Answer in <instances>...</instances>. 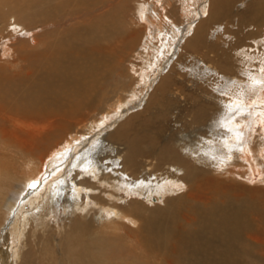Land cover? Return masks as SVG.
Returning a JSON list of instances; mask_svg holds the SVG:
<instances>
[{
	"label": "bare ground",
	"instance_id": "bare-ground-1",
	"mask_svg": "<svg viewBox=\"0 0 264 264\" xmlns=\"http://www.w3.org/2000/svg\"><path fill=\"white\" fill-rule=\"evenodd\" d=\"M75 1L37 0L36 6L34 1V6L29 5L25 12L10 5L7 11L0 12L1 22L7 21L6 27H0V42L5 36L11 40L10 47L5 46L0 57L18 66L0 78V123L8 120L17 129L1 134L0 156H6L5 151L17 152L27 161L38 160L39 172L44 169L43 177L41 173L28 177L24 172L25 161L19 174L13 156L7 155L10 160L0 159V264H264L263 254L244 250L238 243L246 229L245 223L252 218L245 215L243 205H238L243 217L241 213L233 214L224 201V196H230L226 192L229 186H222L217 178L210 177L202 169L212 166L211 162L218 155L225 156L224 152L230 156L234 152L243 155L233 173L242 176L246 173L244 164L248 168L251 166L247 143L254 119H259L264 112V71L259 73L257 63L254 64L260 59L264 65V26L251 38V44L235 49L239 61L246 66L241 71L243 79L220 71L219 68L225 69L228 64L218 68L196 52L206 40V32L211 33L208 37L214 40L224 30L221 22L205 30L209 20L229 17L235 20L234 16L243 11L254 19L261 18L264 0H237L233 6L232 0H200L193 7L194 11L191 6L197 0H184L185 5H173L175 0H137L138 17L148 31L140 35L133 32L131 38L135 43L139 36L140 44L144 37L136 50L138 59L143 60L142 80L146 93L136 96L134 92L138 98L130 109L135 112L130 113L125 108L118 117L112 118L107 131L96 130V134L85 135L81 142L76 133L92 126L86 125L84 114L90 112L93 118L108 117L105 104L114 99L120 101L124 91L113 86L119 77L115 64L121 62L125 54L113 51L109 43L116 38L125 39L116 9L94 16L98 24L94 23L93 27L99 26L101 30L90 33L85 41L84 37L78 43L71 39L69 51L61 52L58 44L53 50L52 44L48 51L37 55L31 53L27 45L29 42L33 46L39 44V34H33L37 25L31 22L36 7L43 6V13L53 17L54 9L61 4L72 6ZM87 1L84 0V4ZM7 2L0 0L1 5ZM167 6H171L170 9ZM163 9L167 15L162 14ZM185 9H189L192 19L189 18L185 25L175 23L176 11ZM11 17L12 24L8 21ZM43 21L49 22L51 18L45 17ZM236 21L240 18L236 17ZM8 26L13 27L4 35ZM241 28L247 33L254 29L251 24ZM159 36L164 40L156 44L154 40ZM180 48L188 52L192 60L187 61L188 57L178 59V68L191 72L203 84L214 81L210 84V92L192 80L183 79L178 68L174 77L173 72L169 73L167 68L173 58L178 57ZM256 51L260 55H256ZM142 52L152 57H144ZM165 54V65H160ZM197 65L203 69L198 71ZM254 65L255 71L251 70ZM0 69L4 70L2 66ZM154 80L153 88H149ZM116 107L114 105V109ZM144 112L149 113L142 116ZM161 118L165 121L163 129ZM64 134L69 137L62 138ZM53 136L57 138L50 140ZM53 142L56 145L50 149ZM78 144L83 147L72 161V151ZM54 149L58 150L54 152ZM49 151L53 154L45 161ZM169 164L173 171L181 172L179 180L172 174L175 180L172 176L152 174ZM79 166L80 169H76ZM64 167L69 169L63 171ZM107 173L112 177L107 181L121 193L120 196L114 194L120 202L109 204L107 199L113 193L108 189L107 199L96 195L92 192L94 186L87 182L106 177ZM252 174L253 178L249 177L255 182H264V176L258 177L254 171ZM55 176L58 178L53 183L52 199L56 204L65 202L69 216L62 233L51 231L52 225L45 226L48 230H38L41 219H49L47 215L53 212V206L52 190L42 197L41 187L36 185L44 180L46 187ZM31 178L35 181H26ZM59 183L63 189L58 187ZM180 186H184L183 189ZM171 188L182 189V192L166 196ZM220 189L223 190L220 192ZM136 191L145 192L146 199L156 194L158 199L153 200L158 203H146V206L144 198L130 195ZM163 194L166 197L163 198ZM37 197L44 200L42 208L29 211L22 220L19 208L24 205L34 208L36 205L32 204ZM200 197L209 199L212 206L200 210ZM93 201L102 208L96 209ZM144 206L151 209L147 211ZM249 210L258 215L255 208L249 207ZM39 211L42 212L37 217L39 222L28 227V221ZM103 213L108 223L104 222ZM132 216L140 218L137 229L132 227L135 224ZM20 220L24 221L21 226ZM249 225L252 226V222ZM30 229L41 233L32 237Z\"/></svg>",
	"mask_w": 264,
	"mask_h": 264
},
{
	"label": "rangeland",
	"instance_id": "rangeland-1",
	"mask_svg": "<svg viewBox=\"0 0 264 264\" xmlns=\"http://www.w3.org/2000/svg\"><path fill=\"white\" fill-rule=\"evenodd\" d=\"M7 1H9V2H7ZM34 1H35V6H36L37 0H6L7 3H5V5L0 4V12L1 11H4V12L7 11L8 5L16 7L17 10H19L21 12H25L26 11L25 9L29 8V5L34 6V4H33ZM235 1H237V0H232V2H231L232 6L234 5ZM255 1H258V0H255ZM197 2L199 3L201 1L197 0L196 4H192V6H191L192 11H194L193 7H195V5L197 6V4H198ZM175 4L176 5L177 4L185 5V2H184V0H175L173 5H175ZM171 6H167V7H169L168 9H170ZM113 8L116 9V12H117L116 16H117L118 22L120 24L119 27L122 30L121 32L123 33V35L125 34V39H121V38L119 39V38L115 37L117 39V40L115 39L116 41L114 40L115 42L114 41L109 42V43H111L110 46L112 45V47H113V51L115 50V51L120 52V53H121V51H123V54L125 53L123 55L124 57L122 59H120L121 62H118L117 65L115 64V67H116L115 72L118 74L119 77L113 86H114V88H115V86H116V88H121L124 91H122V93L120 95L121 96L120 101H118L117 99H114L111 102L105 104L106 105L105 110H106V112H109V115L106 118H102L101 115H98V116L93 118V116H91L93 114H91L90 112H87V110L85 112L83 111L84 113L87 112L86 113L87 115L84 114V118H86V125L90 124L92 126L86 127V128L83 127L81 132H78V134L76 133L75 136H77L78 141H80L81 139H84L85 135H87V137L93 136L94 134H96L95 133L96 130L107 131V129H108L107 125H110L111 122L115 119V117H118L120 115V113L124 111L125 108H127L130 113L135 112L134 110L130 109L131 105L135 104L133 101H135V98H138L136 96L141 95L140 93H142L143 95L146 93V85H145V82L142 80V75H143V73H142V70H143L142 61L143 60L141 61V59H138V55H137V50H138L139 46L141 45V42L143 41L144 37L142 38V41L140 42V44H139V36L136 38L135 43L132 41V38H131V35L133 34V32L138 33L140 35V34H145L144 32L148 31L147 27H145V25L142 24L143 22H141V20L138 17L139 16L138 15L139 10H137V0H94V1L89 0V1H87V4H84V0H76L75 4H73L72 6H70V5L66 6L64 4H61L60 7L54 9V11L51 13L53 15V17L47 16L45 13H43V11H42L44 9L43 6L40 8L36 7V9L34 11L33 19L31 20V22L34 23V25H37V28H34L35 30H34L33 34H39L40 35V36L39 35L37 36V40H38L39 44H37L36 46H33L32 43H30V42L27 44L28 47L31 49V53L35 52L37 55H39L42 52H44L46 49H47L46 51H48L49 45H52V44L54 47L53 50L56 49V44H58V45H60L59 50L61 52H65L66 50L69 51V42L68 41H70L71 39L74 40L75 43H78L79 40L82 39L83 37H84V41L88 40V35L90 33H92V32L98 33L101 29L99 26H97L96 28L93 27V26H95L94 23L98 24L97 20L94 19L95 18L94 16H97L98 14H100L103 11L107 12L109 10H112ZM98 9H100V10H98ZM166 12H167L166 9L162 10V14L167 15L168 13H166ZM187 16H189V17H187ZM193 16H196V14H194ZM45 17L51 18V21H49V22L43 21V20H45ZM234 17H235V20L230 18V17L224 18V20L221 18H218L219 20L218 19L209 20L205 30L209 31V29H213L212 27L214 26V23H216L215 25H217L220 22H221L220 24L224 28V30H222L221 33H219V35L214 40L209 39L211 33L207 34V32H206V36H205L206 40L203 42L204 45L202 44V46L200 48H198L196 50V52H198V55H200L204 60H207L208 62L213 63L218 68L221 64L224 67L228 64L225 67V69L219 68L220 71H222L223 73H226L229 76L236 75L238 78L243 79L245 76H243V73L241 71H242V69H243L242 67L244 65L239 61V57L236 55L237 50H235V49L240 48L241 45L252 43L251 38L255 37L254 35H258L259 34L258 31L264 26V23H263L264 22V16H261V18L256 17L254 19L248 15V12L243 11V12H241V14L239 16L235 15ZM236 17L240 18V21H236ZM189 18L192 19V16H190L189 9H185V10H183V12L176 11V16H174L173 20L175 23H179V22L181 23L182 22L184 24H181V25H185V22L187 20H190ZM33 20H34V22H33ZM194 20H196V17L194 18ZM8 21H9V23L11 22V24H12L13 23L12 17L9 18ZM166 21H168V20H166ZM6 22L2 23L0 20V27H6ZM167 24L168 23L166 22V25ZM248 24L253 25V28H254L253 31L254 32L251 31L252 33L251 32L247 33L246 30L241 28V26H246ZM12 27L8 26V28L4 31V35H7L6 31ZM256 28H257V30H255ZM256 32H258V34ZM190 35H191V33H190ZM26 37L29 39V35ZM162 37L159 36L158 38H155L154 42L157 40L155 43L159 44L160 40H164V39H162ZM6 38H8V37L5 36L3 38V40H1V42H0V54L5 49V46L9 45V47H10L11 40H7ZM67 42H68V44H67ZM120 42L124 46L122 44H119ZM106 43H105V45H106ZM138 44H139V46H138ZM167 48H168V46L166 47V49ZM178 50H179L177 53L178 57L176 55L173 58L172 63L169 64L170 66H168V68H167L169 73L173 72L172 77H174V73L176 72V69L178 68V65H179V62L177 61L178 59H184L185 57H188L187 61L192 60V58L190 59L188 52H186V51L183 52V49H181V48ZM142 54L144 57H149V58L152 57V54L148 55V56H145L143 52H142ZM132 55H133V57H132ZM256 55H260V54H258V52L256 51ZM134 56H135V58H134ZM166 56H167V54H165L164 57H161V59L159 61L160 65H162V63H164V61L166 60ZM1 58L2 57H0V61H1L0 66H2L5 71L4 70L2 71L0 69V78L5 76L4 75V74H6L5 72L11 73L14 69L18 68L17 64H14V63L11 64V61L7 62L5 59H1ZM169 58H172V57L169 56ZM134 61H136V62H134ZM261 62L262 61L260 59L258 61H256V60L254 61V64L257 63L256 64L257 65V71L259 73L264 71V67H262L264 65L261 64ZM206 64L208 65V63H206ZM163 65H165V63ZM256 65L252 66L251 68H253V69H251V70L255 71L254 69H255ZM13 66H15V67H13ZM119 66H120V68H119ZM245 67L246 66H244V68ZM197 68H198V71H201V69H203L199 65H197ZM177 72H179L181 77L183 76L182 77L183 79L189 80V81L192 80V81H194V83H197L200 88H208V89H206L207 92H210V89H209V88H211L210 84L214 83V81H211V82L209 81L208 83L203 84L202 81L196 79L193 75H191V72H189V71L183 72L179 68H178ZM191 76H193V77H191ZM0 81H1V79H0ZM155 82H156V80H154L152 82V84L149 85V88H153V85H154L153 83H155ZM173 86H176V85H173ZM178 88H180V87H178ZM213 88H215V86H213ZM134 92H136L135 93L136 96H135ZM230 98H231V96L228 99H230ZM114 105L117 106L115 109H114ZM114 112H116L117 114ZM148 113L144 112L142 114V116L148 115ZM96 118H98L97 121L94 120ZM112 118H114V119L112 120ZM161 119H162L161 125H162V129H163L165 121H163L164 118H161ZM193 123L194 122H192V124ZM240 123H242V127H244L245 124H243V121H240ZM154 126H157V125L154 124ZM2 129H5V130H2ZM16 130L17 129H15L13 127V123H11L8 120H5L3 124L0 123V141L2 140L1 136L4 134V132L7 131L8 133H12ZM250 133L251 134H250V137H249V140L247 143L248 147H247V150L246 149L245 150L250 155L248 162L250 160L249 164L251 166L248 168L246 166V164H244L243 167L246 169L245 174H242V176H241L239 173H233V171H236L238 169V165H240V161H241L240 158L243 156L239 152H234V154H232L231 156L228 155V153L224 152L225 156H223L221 154L218 155V158L215 157L216 160L211 162L213 164L212 166H204V167H202V169L205 170L206 173L208 172L207 174L210 177L217 178L219 180V183L222 184V186H224V185L229 186V188L226 189V192H229L230 196L229 197L224 196V198H225L224 201H225V204H228V208H231L233 214L236 215V214L241 213V215L243 217V212L238 207V205H243L244 208L243 207L242 208L244 209L245 215H249L248 218H250V217L252 218V221H251L252 226L249 225V224H251V222L247 220V222L245 223L246 229H244L242 234H241L242 240H241V242L238 241V243L244 248V250H250V251L251 250H254V251L257 250L256 252H258L259 254H263V256H264V182L263 181L259 182V180H258L259 179L258 177L264 176V167L262 166V164L264 162V112L261 113V117L259 119H258V117H257V119H254V124H253L252 130ZM59 134H61V133H59ZM65 136L69 137V134H64L62 136V138ZM54 138L56 139L57 136L56 137L53 136L52 138H50V140H53ZM55 145H56V142H53L50 149L55 147ZM82 147H83L82 145L78 144L76 146V148L72 151V153H73L72 161L75 159V157H76L75 155H77V154H79V152H81L80 148H82ZM56 150H58V149H54L53 151L56 152ZM246 151H243V153H246ZM0 152H2V151H0ZM4 153L6 156L11 155L14 157L13 160L16 163L15 165L18 168L17 172L19 174L23 170L22 165L25 161L26 166H25L24 172L27 174L26 176L30 177L29 176V174H30V175H33V177H34L35 175H38L41 173V175L43 177L44 169H43V171L39 172L40 165H39L38 160L27 161L25 158H22L21 154H17V152L8 153L7 151H5ZM52 154L53 153L50 152L48 154V156L45 157V161L47 159L51 158ZM6 156H4V157L0 156V159H4V160H10L11 159L8 156L7 157ZM43 167H44V165H43ZM170 167H171V169H170ZM68 169H69V167H64L63 171H66ZM76 169H80V166L77 167ZM173 170L174 169L172 168V165L171 166H170V164L167 166L163 165V167L160 169L159 172L157 171V172L152 173V174L154 175V174L158 173L162 177L163 176H169L170 177L173 175L175 178L178 179V177L181 176V172L178 173V172L173 171ZM252 171H254L255 174L258 176L257 177L258 182H255V179L254 180L252 179L253 178ZM107 175L108 176H106V177H103L100 179H94V180L87 181V182L94 186L93 187L94 190H92V192H94V194H96V195H101L103 197H105V196L107 197V195H105V194H107V190L109 189L113 193L112 196L108 197L109 199H107L105 197L108 200L109 204H112L111 202H114V201L120 202L121 200H119V197H115L114 194H117L120 196L121 193H119L115 188H113L110 185V183L107 181V178H112V177L108 173H107ZM249 175L252 178L249 177ZM173 176H172V178H173V180H175V178ZM53 178L51 179L50 183L47 184L46 187H45L46 184H44V180L42 182H38V185H36L37 187H41L40 188V191H41L40 194H42V197H45L47 195V193L50 192V191L48 192V190H50V189L54 190L53 183L56 182L55 180L58 178V176H55ZM26 181L27 182L28 181L33 182V181H35V179L31 178L30 180H26ZM235 186L238 188H235ZM58 187L60 189L61 188L63 189V186L60 185V183L58 184ZM180 187L183 189L184 186L183 187L180 186ZM240 187L243 189V191L240 189ZM182 189L177 190L176 188H171L170 190H168V192L165 193V195L169 196V195H172L175 193H179L180 191L182 192ZM53 190L50 192V199H51V204L53 206L52 207L53 212L47 211L48 212L47 216L49 219H45V220L41 219L42 222H40V224H38V226H39L38 230H40L41 228L48 230V226H47V228H45V226L46 225H52V227L50 228V229H52L51 231L57 230L58 232L62 233L64 225H65V223H67L66 222L67 219H69L68 210H67V206H65V202L64 203L59 202L57 204L55 203V201L52 199ZM222 190L223 189H220L219 191L221 192ZM68 191H69V189H68ZM202 194L206 195L204 193H202ZM240 194H242L243 198L240 197ZM130 195H136V196L140 197L141 199L144 198L146 200V201H144V203L145 204L147 203L148 205L158 203V200H153V198L158 199L156 194L149 196L147 199H146L147 195L145 194V192H143L141 194L140 192L136 191V194L131 193ZM142 195L145 197H143ZM166 196H164V194H163V198ZM28 198H29V192L27 193L26 199H28ZM55 198L57 199L58 196L56 195ZM65 198H67V196ZM23 202H25V201H23ZM43 203H44V200L41 197H37V201L32 204V205H36L34 208L31 205H27V206L24 205L21 208H19L18 211H22L21 212V219L23 220V218L27 217L29 215V211L33 212L35 208H38L40 206L42 208ZM147 204H146V206H148ZM198 204H199L200 210H202L203 208H210L212 206L210 200L207 198H204V197L199 198ZM93 205H95V207H97L96 209H98V210L102 208V206H101V208H99V206L96 205V203L94 201H93ZM146 206H144V207L146 208L147 211H149V209H151V208L146 207ZM249 207L255 208L257 210L258 215L255 216V213H252V211L249 210ZM39 213L41 214L42 212L39 211L38 213H35L33 218L28 221V227L30 224L34 225L35 221L39 222V219L37 218L39 216ZM121 214L122 213H120V215ZM102 216L104 219L106 218L105 213H103ZM52 217L55 220L52 219ZM132 219H135V222H134L135 224L133 226H132V224L131 225L129 223H127V224L132 226L133 229H137L140 226V221H139L140 218L138 219L137 217L134 218L132 216ZM22 220L18 221L19 226H21L22 223L24 222ZM33 220H34V222H33ZM117 221H121V220L118 219ZM69 222H70V220H69ZM104 222L108 223V220L105 219ZM29 232H30V235L32 237H35L37 234L41 233L40 231L38 233V231H36V230L32 231V229H30ZM57 235L59 236V234H57Z\"/></svg>",
	"mask_w": 264,
	"mask_h": 264
},
{
	"label": "snow or ice",
	"instance_id": "snow-or-ice-1",
	"mask_svg": "<svg viewBox=\"0 0 264 264\" xmlns=\"http://www.w3.org/2000/svg\"><path fill=\"white\" fill-rule=\"evenodd\" d=\"M29 187H32V185H29ZM109 215H110V216H111V215H114V213H110Z\"/></svg>",
	"mask_w": 264,
	"mask_h": 264
}]
</instances>
